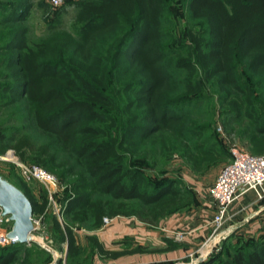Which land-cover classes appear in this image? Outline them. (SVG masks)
Instances as JSON below:
<instances>
[{
    "label": "trees",
    "instance_id": "trees-1",
    "mask_svg": "<svg viewBox=\"0 0 264 264\" xmlns=\"http://www.w3.org/2000/svg\"><path fill=\"white\" fill-rule=\"evenodd\" d=\"M163 1L82 0L74 33L57 31L33 45L27 43L26 29L17 24L26 17L27 1L15 0L12 9L0 2V9L9 11L0 12V27H5L0 52L6 56L0 67L10 73L0 88L8 93L0 96V105L24 103L26 121L46 136L49 143L37 147L33 159L53 169L59 153H65L68 170L79 176L74 185L79 194L69 200L66 213L90 221L95 230L104 216L117 214L158 226L195 200L181 180L164 176L155 181L128 165L126 151L156 157L155 148L165 142L158 149L180 152L194 173L203 172L206 161L221 158L204 137L208 124L190 118L191 112L176 110L197 101L192 91H202L196 65L202 82L213 81L230 101L232 116L224 122L228 133L233 124L248 121L245 132L252 153L264 155V100L251 86L253 76H247L248 81L239 75L241 63L264 79V0H187L192 18L203 26L202 43L193 54L166 49ZM118 94L128 98L116 138L99 122L104 116L96 102L114 103ZM102 136L107 138L99 140ZM9 147L20 153L27 148L38 151L33 136L8 137L0 130V151ZM105 154L111 157L103 158ZM89 241L107 252L96 236ZM247 242L231 247L221 264H264V234ZM23 244L0 247V264L16 262ZM226 247L223 244L222 251ZM85 249L74 238L69 240L72 263L82 264ZM29 256L22 264H34ZM200 264H211V259Z\"/></svg>",
    "mask_w": 264,
    "mask_h": 264
},
{
    "label": "rangeland",
    "instance_id": "rangeland-1",
    "mask_svg": "<svg viewBox=\"0 0 264 264\" xmlns=\"http://www.w3.org/2000/svg\"><path fill=\"white\" fill-rule=\"evenodd\" d=\"M14 1L0 0L1 3L9 5V9H12L11 4ZM26 1V6L29 5L28 10H26V17L17 24L26 29V38L29 45L51 38L57 31L66 30L72 33L76 31V26H78L76 23L77 12L79 10L78 3L82 0H65L63 4L56 8L51 6L50 0ZM163 6L165 9L162 12L161 19L166 22V25H164L166 49L171 51H185L190 54L195 53L197 47L202 43L203 26L200 21L192 18L188 8V1L164 0ZM23 11L25 12V10ZM0 12L7 14L9 11L0 9ZM0 31H5V27H0ZM5 57L4 53L0 52V59ZM243 63L245 64L244 61ZM196 68L197 79H201L202 91H192L190 94L193 100L197 101H192L193 103L189 106L178 107L176 110L191 112L192 115L190 118L198 120L200 124H208L209 128L204 137L206 136L205 138L209 139L210 146L214 147L221 155V158L217 160L212 158L206 161V169L203 172L194 173L180 152L173 151L172 153H168L167 151L158 149L165 142L160 143L156 148L154 144L149 147L150 151L154 148L158 150L156 157L154 156L155 158L152 155L149 158H143L141 153L126 151L128 154V165L143 170L152 180L158 181V177L164 176L177 178L181 180L182 186L193 191L195 196L194 202L176 213H188L201 210L207 204L206 200H209L208 191L210 186L222 168L231 161L232 146L252 153L251 143L245 132V126L249 124L248 121L244 120L241 125L233 124V131L228 133L224 122L232 116V109L229 105L230 101L223 99V94L213 86V81L202 82V71L197 65ZM9 74L7 69L0 67V88L10 80L8 78ZM239 75L243 80L246 78L249 79L247 76H253L258 83L252 79L253 84L251 86L255 89V94L259 95V99L263 101V77L255 74L254 71L247 69V67L246 69L245 67L243 68L241 63ZM111 85L116 86V83L113 82ZM0 96H8V93L0 91ZM127 98V95L118 94L113 100L114 103L104 104L99 101L96 102L104 116V120L99 122H102L103 126H108L112 136L116 138L120 136L123 119L127 114L123 108ZM24 105V103H16L8 106L0 105V130H3L8 137H11L13 134L15 136L29 134L33 136L36 148L38 147L40 149L45 142L49 143V141L30 121H26ZM106 138L102 136L99 140ZM116 140L113 141L115 146L117 145ZM39 149L35 153L28 148L24 149L25 153H20L13 147H9L4 152L0 151L1 155H5L9 150H14L21 162L42 166L55 175L60 183L59 188L51 194L43 183L37 180H26L16 161L0 159V175L19 187L35 203L33 219L37 222V228L32 232L34 240L22 245L19 251V259L13 264H22L24 259H28L27 253H30L29 260L34 262V264H76L72 263L74 257L69 254V240L71 238H74L77 244L86 248L85 253L80 256L82 264H120L116 261L117 255L111 253V251L102 253L97 248L92 247L90 241L86 239L85 236L87 233L95 231L93 226L90 225V221L86 222L85 220V222H82V220L80 221L72 214L67 215L66 213L69 200L79 194L74 189L75 182H77L79 176L77 173L68 170L64 162L67 159L65 153H59L56 163L52 166L53 169H49L43 163L33 159V157L36 158L38 156ZM116 150L124 152L120 148ZM44 157L45 159L47 158L46 156ZM107 157L110 158L111 155H103V158ZM61 173L63 176H61ZM176 186H179V184ZM122 216L133 217L117 214L113 218ZM105 217L110 216L106 215ZM82 218H84V215L81 213ZM166 219L162 220L160 224ZM251 220L247 212H243L236 219H227L226 214L222 218L221 223L216 222L215 218H213L211 232L194 247L188 257L176 260L172 264H200L210 259L211 264H221L230 255L231 247L243 243L247 244L249 238H257L264 234V225L250 227L249 222ZM240 222L244 223L240 224ZM102 225H104V221ZM180 231L177 230V232ZM70 232L73 234H70ZM223 244L227 246L224 251H222ZM7 246L9 245L0 244V247ZM112 246L117 247V242L114 241ZM111 257L114 259H110Z\"/></svg>",
    "mask_w": 264,
    "mask_h": 264
},
{
    "label": "crops",
    "instance_id": "crops-1",
    "mask_svg": "<svg viewBox=\"0 0 264 264\" xmlns=\"http://www.w3.org/2000/svg\"><path fill=\"white\" fill-rule=\"evenodd\" d=\"M206 201L201 210L173 214L158 226L145 224L136 217H116L111 224L102 225L85 237L89 241V236H96L105 251L117 253L116 261L120 264H172L188 257L211 232L218 209ZM243 212L252 219L250 227L264 225V198L259 199L251 191L245 193L228 208L227 219H236ZM177 230L186 232L181 241L173 234ZM114 241L117 247L112 246Z\"/></svg>",
    "mask_w": 264,
    "mask_h": 264
},
{
    "label": "built area",
    "instance_id": "built-area-1",
    "mask_svg": "<svg viewBox=\"0 0 264 264\" xmlns=\"http://www.w3.org/2000/svg\"><path fill=\"white\" fill-rule=\"evenodd\" d=\"M64 1L50 0V3L53 8H56ZM231 154V161L222 168L208 191L209 201L218 209L215 217L218 223H221L228 208L245 193L251 191L259 199L264 198V155L253 154L236 146H232ZM0 159L16 161L26 180H37L43 183L51 194L59 188L60 183L55 175L38 164L21 162L14 150H9L5 155L0 154ZM114 219L113 217H105L103 219L104 225L111 224ZM32 220L34 228L31 231V236L37 228V222L33 216ZM12 228L13 220L10 215H4L3 208L0 207V244L10 245L14 243L13 238L9 237ZM174 235L177 240H183L186 237V233L183 231L174 232Z\"/></svg>",
    "mask_w": 264,
    "mask_h": 264
},
{
    "label": "water",
    "instance_id": "water-1",
    "mask_svg": "<svg viewBox=\"0 0 264 264\" xmlns=\"http://www.w3.org/2000/svg\"><path fill=\"white\" fill-rule=\"evenodd\" d=\"M0 207L3 208V214L10 215L13 220L9 237L13 238L14 242H32L34 240L31 236L34 228L33 204L20 188L2 175H0Z\"/></svg>",
    "mask_w": 264,
    "mask_h": 264
}]
</instances>
